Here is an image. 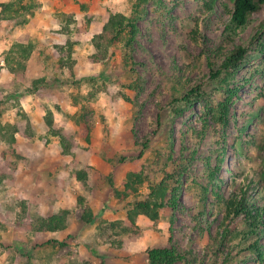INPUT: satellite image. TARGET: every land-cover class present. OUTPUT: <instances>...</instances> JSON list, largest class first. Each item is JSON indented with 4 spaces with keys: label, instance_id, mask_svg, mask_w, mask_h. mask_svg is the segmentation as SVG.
I'll return each instance as SVG.
<instances>
[{
    "label": "rangeland",
    "instance_id": "1",
    "mask_svg": "<svg viewBox=\"0 0 264 264\" xmlns=\"http://www.w3.org/2000/svg\"><path fill=\"white\" fill-rule=\"evenodd\" d=\"M134 1L70 0L67 7L74 11L63 14L58 30L69 28L64 33L76 42L73 76L59 67L57 44L35 72H25L27 60L11 52L21 42L0 52V264H146L147 248L167 244L183 255L176 264H250L245 256L264 264L252 249L242 252L243 223L225 207L244 175L261 181L250 183L245 195L261 213L254 236L264 247V33L263 45L253 42L254 51L228 85L234 94L229 122L222 126L207 109L224 98V85L211 80L205 56L190 36L198 24L200 32L219 40L232 0H215L210 12L208 0H163L162 7L149 2L147 14L137 19L132 59L121 41L105 59L91 62L93 35L111 13L131 16ZM86 14L92 21L80 33L76 26ZM263 18L254 14L235 40L246 41ZM176 71L200 88L180 112L174 109L183 94L173 83ZM35 75L45 81L31 93ZM80 116L90 127L89 141L75 135ZM54 130L71 142L70 153L62 152ZM222 138L228 150L219 162ZM140 151L137 164L145 180L120 199L108 178L122 190ZM80 169L85 180L74 175ZM166 173L179 180L172 181L178 188L175 209L165 206L155 221L140 215L137 236L117 234L109 222L123 219L129 203L146 198L148 184ZM78 197L92 207L93 223L81 222ZM52 209L69 211L67 227L35 231L31 225Z\"/></svg>",
    "mask_w": 264,
    "mask_h": 264
},
{
    "label": "trees",
    "instance_id": "2",
    "mask_svg": "<svg viewBox=\"0 0 264 264\" xmlns=\"http://www.w3.org/2000/svg\"><path fill=\"white\" fill-rule=\"evenodd\" d=\"M214 1L215 0H208L205 2V9L208 12L213 9ZM149 2L160 7L164 4L163 0H135L132 4L131 16H127L121 12L111 13L104 22L101 31L91 38V42L95 47V52L88 56L89 60L91 62H97L105 59L109 53L110 47L121 41L126 49V54L129 55L131 60L132 57L130 54L133 50V43L138 33L137 19L147 14V5ZM37 8L38 6L34 0H30L27 3H24L23 0H9L8 2L0 4V19H15L16 23L23 25L27 21L26 14L33 13ZM84 8L85 6L83 5L82 9ZM228 11L229 22L227 30L223 32L219 40H211L204 32H200L198 24H196V28L192 31L190 36L192 41L201 48V53L205 56L207 66L211 73V80L218 84L221 83V87L224 85V98L219 101L215 107L207 109V113L222 126L227 125L229 122V104L234 94V91L229 88L228 85L234 75L237 74L244 65L250 52L254 51L251 47L253 42L258 40L259 45H263L262 35L264 33V18L258 26H255V29L251 35L247 37L246 41L242 38H239L237 41L235 37L239 35L238 31L252 20L254 14H264V0H232V6ZM91 21L92 14H86L85 21L76 26V30L80 33L86 32ZM70 23L72 22H69V24ZM64 31H69V28H64ZM75 44L76 42L74 40L67 38L65 43L55 46L59 52V67L67 68L72 76L74 75L73 65L75 63L72 55ZM14 45L18 50H11V52L13 51L21 61H26L30 55L32 45H24L22 43H15ZM8 59L9 57H7V60ZM21 61L17 60L19 64ZM20 65L24 68L23 64ZM11 70L14 71L12 68ZM178 73L179 71L172 73V78L174 79L173 83L175 87L183 89V94L174 100V104H176L174 109L180 112V109L189 105L195 93L200 95V88L193 87L192 85L190 86V79L186 78L182 80ZM44 81V78L35 79L28 91L35 93V91L40 88L39 85ZM49 115L51 116V112H49ZM50 116H47L46 122L52 127V119ZM13 129L15 128L13 127ZM54 133L58 135L60 139L62 152L70 153L72 144L67 141V137L58 130H54ZM75 135L87 141L90 140V127L83 116H80L78 119V131ZM222 139L223 147L221 148L220 158L218 159L219 162L223 161V153L228 150L225 147L226 140L224 138ZM141 155L142 152L140 151L133 161V168L126 172L122 190L118 188L116 180L110 177L108 178L114 195L120 199H125L130 191L137 192V188L145 180L143 168L140 164H137ZM257 174L259 173L257 172ZM74 175L80 181L86 179V172L84 169L76 170ZM172 181L173 183H179L178 178L173 174L166 173L160 180L150 182L148 184L149 192L146 198L130 202L126 209L125 217L120 220L109 222L110 227L112 229L118 228V230H115L117 234L137 236L139 231L136 221L140 215H144L150 220L155 221L160 217V211L165 206L175 209L178 188L177 184H173ZM250 183L257 184L261 183V181L259 179L254 181L252 176L244 175L243 179L239 181L238 187L235 189L231 188L230 195L225 201V207L228 216H232L236 218V220L241 219L243 223L244 228L241 230L239 241L241 245L239 247H241L242 252H244L246 248L252 249L251 253H256L257 256L263 259L264 247L257 244L254 236L257 233L256 219L260 217L261 213L257 210H252V206L249 205L245 195L251 189ZM77 199L78 204L83 209L80 216L81 222L84 224L93 223L94 212L92 207L85 202L84 198L78 197ZM249 208H251V211ZM68 214L69 211L67 209H52L47 215L38 218L31 226L35 231L39 232L61 231L67 227ZM227 231L226 229L225 232ZM225 235L227 234L225 233ZM182 258L183 255L171 244L154 246L146 249V264H176ZM243 260L252 264V260H250L248 256H245ZM81 264L92 263L83 261Z\"/></svg>",
    "mask_w": 264,
    "mask_h": 264
},
{
    "label": "crops",
    "instance_id": "3",
    "mask_svg": "<svg viewBox=\"0 0 264 264\" xmlns=\"http://www.w3.org/2000/svg\"><path fill=\"white\" fill-rule=\"evenodd\" d=\"M8 1L0 0V4ZM38 1V8L33 13L26 14L27 21L23 25L16 23L15 19H0V46L2 47L0 52L5 48L8 49L15 41L32 45V53L26 61L25 72H35L36 69L43 68L45 53L49 49H54L55 44L65 43L68 33L58 29H60L63 14L73 10L67 7L70 0ZM23 2L25 3L26 0ZM70 25L72 24L68 26ZM38 77L41 76L35 75V78Z\"/></svg>",
    "mask_w": 264,
    "mask_h": 264
}]
</instances>
